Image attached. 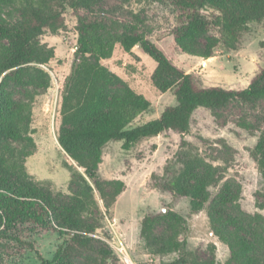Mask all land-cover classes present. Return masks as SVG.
I'll use <instances>...</instances> for the list:
<instances>
[{
	"label": "trees",
	"instance_id": "16d2710c",
	"mask_svg": "<svg viewBox=\"0 0 264 264\" xmlns=\"http://www.w3.org/2000/svg\"><path fill=\"white\" fill-rule=\"evenodd\" d=\"M100 1L0 0V5H10L17 13L16 20L0 14V239L24 243L16 235L19 228L68 237L49 261L39 256L42 264H76L78 257L96 242L92 237L99 228L96 196L107 212L124 190L123 182L99 177L103 149L108 143L121 142V149L130 151L139 141L166 132L186 134L197 108L216 111L231 102L251 107L264 103V68L243 90L204 88L196 76L174 65L137 24H122L101 16L97 12ZM160 1L176 15L171 31L175 47L203 60L211 58L220 45L232 51L250 24L264 21V0ZM68 10L76 20L77 39L63 87L57 141L80 171L73 170L71 194L64 197L53 193L49 184L35 182L26 171L25 160L34 150L29 135L33 99L50 87V76L41 66L53 58V50L40 38L45 33L57 34ZM211 31L217 35L207 36ZM116 44L124 52L139 45L156 64L153 85L162 93L172 91L174 105L166 107L156 119L131 127L148 111L150 103L100 64L111 57ZM9 88L19 90L20 97L15 98ZM185 145L181 143V147ZM253 155L264 178V130ZM199 168L201 162L181 151L165 165L163 175L155 179L156 186L188 199L193 212L209 205L210 228L229 250L224 264H264L239 221L227 211L238 200L239 188L225 183L211 200L209 187L214 170L205 166L198 172ZM156 226H166L170 233L156 235ZM186 231L185 219L168 209L146 215L140 236L159 253H176L177 259L168 264H214L198 261L187 253L185 239L178 240Z\"/></svg>",
	"mask_w": 264,
	"mask_h": 264
},
{
	"label": "rangeland",
	"instance_id": "374dc122",
	"mask_svg": "<svg viewBox=\"0 0 264 264\" xmlns=\"http://www.w3.org/2000/svg\"><path fill=\"white\" fill-rule=\"evenodd\" d=\"M12 8L0 7V14L16 20L17 13ZM97 12L122 24H137L174 65L196 76L204 88L243 90L256 72L264 68V21L250 24L232 51L220 45L211 58L203 60L185 55L175 47L171 31L176 25V15L160 0H101ZM75 24V17L68 10L63 28L55 35L45 33L40 38L42 44L53 50V58L41 66L50 76V87L33 99L29 135L34 150L25 160L26 171L35 182L49 184L53 193L64 197L71 194L70 179L73 170L78 169L57 141L64 82L76 48ZM216 35V31L207 34ZM100 64L150 103L148 111L131 127L156 119L166 107L174 105L172 91L162 93L153 85L151 78L156 64L139 45L124 52L116 44L111 57L101 60ZM9 90L15 98L20 97L19 90ZM263 130V102L255 107L231 102L216 111L197 108L186 134L166 132L139 141L130 151H123L121 142L108 143L103 149L99 177L123 182L124 190L107 212L96 196L95 219L99 228L92 236L96 242L78 257L76 264H127L125 254L132 264H168L176 260V253H159L155 247H148L140 236L141 222L146 215L168 209L186 221L187 231L178 240L185 239L186 251L192 258L214 264H224L229 259L228 247L210 228L209 205L193 212L188 199L156 186L155 179L163 175L165 165L181 151L201 162L198 172L205 166L214 170L209 187L211 200L225 183L239 188L238 200L227 211L239 221L254 252L264 258V178L253 155ZM182 142L186 144L184 147ZM154 233L166 235L170 231L166 226H156ZM16 235L24 243L0 239V264H42L39 256L49 261L54 250L69 239L54 233L34 234L25 228H19Z\"/></svg>",
	"mask_w": 264,
	"mask_h": 264
},
{
	"label": "built area",
	"instance_id": "2783aa9c",
	"mask_svg": "<svg viewBox=\"0 0 264 264\" xmlns=\"http://www.w3.org/2000/svg\"><path fill=\"white\" fill-rule=\"evenodd\" d=\"M127 260H128V259H127V256H126V254H125V262H126L127 264H129Z\"/></svg>",
	"mask_w": 264,
	"mask_h": 264
},
{
	"label": "bare ground",
	"instance_id": "6f19581e",
	"mask_svg": "<svg viewBox=\"0 0 264 264\" xmlns=\"http://www.w3.org/2000/svg\"><path fill=\"white\" fill-rule=\"evenodd\" d=\"M126 256H127V255H126ZM127 259H128V260H127L128 263H129V264H132L131 261H130V259L128 258V256H127Z\"/></svg>",
	"mask_w": 264,
	"mask_h": 264
},
{
	"label": "water",
	"instance_id": "95a60500",
	"mask_svg": "<svg viewBox=\"0 0 264 264\" xmlns=\"http://www.w3.org/2000/svg\"><path fill=\"white\" fill-rule=\"evenodd\" d=\"M79 170V169H78Z\"/></svg>",
	"mask_w": 264,
	"mask_h": 264
}]
</instances>
